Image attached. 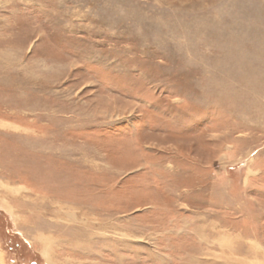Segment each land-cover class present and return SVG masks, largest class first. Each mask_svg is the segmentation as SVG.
<instances>
[{"label": "rangeland", "instance_id": "obj_1", "mask_svg": "<svg viewBox=\"0 0 264 264\" xmlns=\"http://www.w3.org/2000/svg\"><path fill=\"white\" fill-rule=\"evenodd\" d=\"M0 207V264H264V0H0Z\"/></svg>", "mask_w": 264, "mask_h": 264}, {"label": "flooded vegetation", "instance_id": "obj_2", "mask_svg": "<svg viewBox=\"0 0 264 264\" xmlns=\"http://www.w3.org/2000/svg\"><path fill=\"white\" fill-rule=\"evenodd\" d=\"M1 211L2 212H0V220H1V217L3 215H6V218L9 220L10 216L8 215V213H6L5 210H3L2 208H1ZM10 223H11V220H10ZM9 232H11V237H10V240H9V243H8L9 247L7 246L8 248H13L14 247V249H16L18 247V242H17L18 238L22 241V243L24 245H26V247H30L29 241L27 239H25V237H23V235H21L20 231L18 232V230L16 231L15 229L14 230L8 229V233ZM8 261L11 262V263L14 262L13 259H10Z\"/></svg>", "mask_w": 264, "mask_h": 264}, {"label": "bare ground", "instance_id": "obj_3", "mask_svg": "<svg viewBox=\"0 0 264 264\" xmlns=\"http://www.w3.org/2000/svg\"><path fill=\"white\" fill-rule=\"evenodd\" d=\"M4 125H5V124H4ZM4 125H3V126H4ZM6 125H7V124H6ZM2 128H3V127H2ZM5 128H6V127H5ZM3 129H4V128H3ZM6 192H7L8 194H11V193H12V190H11V189H10V190H9V189H6ZM13 195H14V194H13ZM53 212H54V211H53ZM39 241H40V240H39ZM49 242H50V241H49L48 239H46V240H42V243L45 244V245H47ZM40 243H41V242H40ZM42 243H41V244H42ZM43 244H42V247L44 246ZM221 246H222V248H224V247L226 248V246H229V245H227V243H225V245H221ZM250 246H251V245H250ZM252 248H253V247H252ZM229 249H230V248H229ZM253 250H254V248H253ZM43 251H44L45 253L48 252L47 249H44ZM247 251L250 252V253H251V252L253 253V251L250 250V249H248ZM254 252H255V251H254ZM235 254H236V253H235ZM223 255H224V254H223ZM218 256H219V255H218ZM235 256H236V255H235ZM220 257H223V256L220 255ZM224 257H230V258H232V256H230V255H228V256L224 255ZM234 258H236V257H234ZM235 261H236V260H235ZM246 262H247V261H246ZM248 262H249V261H248ZM244 264H245V263H244Z\"/></svg>", "mask_w": 264, "mask_h": 264}]
</instances>
